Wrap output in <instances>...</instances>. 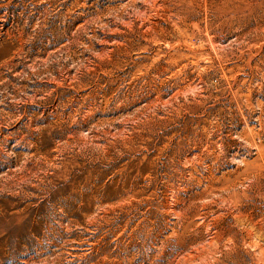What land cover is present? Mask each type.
<instances>
[{
	"label": "rangeland",
	"instance_id": "1",
	"mask_svg": "<svg viewBox=\"0 0 264 264\" xmlns=\"http://www.w3.org/2000/svg\"><path fill=\"white\" fill-rule=\"evenodd\" d=\"M0 264H264V0H0Z\"/></svg>",
	"mask_w": 264,
	"mask_h": 264
}]
</instances>
